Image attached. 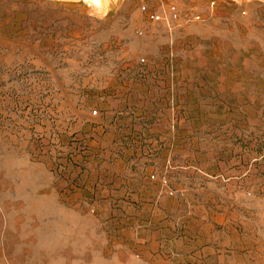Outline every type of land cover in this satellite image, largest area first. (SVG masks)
Here are the masks:
<instances>
[{
  "label": "rangeland",
  "instance_id": "1",
  "mask_svg": "<svg viewBox=\"0 0 264 264\" xmlns=\"http://www.w3.org/2000/svg\"><path fill=\"white\" fill-rule=\"evenodd\" d=\"M0 264H264V0H0Z\"/></svg>",
  "mask_w": 264,
  "mask_h": 264
},
{
  "label": "built area",
  "instance_id": "2",
  "mask_svg": "<svg viewBox=\"0 0 264 264\" xmlns=\"http://www.w3.org/2000/svg\"><path fill=\"white\" fill-rule=\"evenodd\" d=\"M143 9H147V6L144 5ZM168 9H169V13H171V18L165 17L164 14L162 13L157 14L156 12H149V14H150V18L155 21L163 20V19L166 20L169 29L172 30L173 29L172 23H174L176 20H178L181 17V13H179V9L176 4L175 5L171 4ZM193 17L194 19H201V14H196ZM142 60H144V58H142ZM94 112L96 113L97 111L95 110ZM170 193L174 194V191L171 190Z\"/></svg>",
  "mask_w": 264,
  "mask_h": 264
},
{
  "label": "crops",
  "instance_id": "3",
  "mask_svg": "<svg viewBox=\"0 0 264 264\" xmlns=\"http://www.w3.org/2000/svg\"><path fill=\"white\" fill-rule=\"evenodd\" d=\"M188 27H189L188 25L182 26V30L185 31V34H186L185 36H186L188 39H190V38H193V37H192V36H189L188 34H191L193 31L188 30ZM182 30H181V31H182ZM179 31H180V30H177V31H176L177 36H178V33H180Z\"/></svg>",
  "mask_w": 264,
  "mask_h": 264
}]
</instances>
